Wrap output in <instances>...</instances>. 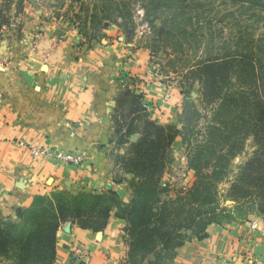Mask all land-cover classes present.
Here are the masks:
<instances>
[{
  "label": "crops",
  "instance_id": "0c3cea01",
  "mask_svg": "<svg viewBox=\"0 0 264 264\" xmlns=\"http://www.w3.org/2000/svg\"><path fill=\"white\" fill-rule=\"evenodd\" d=\"M40 23H25L9 38L0 35V217L4 219L14 220L17 208L57 190L71 194L110 190L127 201L128 183L113 180L108 156L116 100L125 94L126 83L143 92L141 105L149 107L150 120L181 127L183 95L178 87L153 79L143 51L111 36L87 48L74 30L54 33L43 30ZM175 141L177 150L178 137ZM29 146L84 151L86 159L72 165L33 157ZM116 212L102 231L62 224L56 232L53 264H70L75 245L85 247L89 256L85 264H126V222ZM251 221H256L257 230L250 227ZM260 231L264 215L212 224L204 238L178 247L169 264H253L263 254Z\"/></svg>",
  "mask_w": 264,
  "mask_h": 264
},
{
  "label": "rangeland",
  "instance_id": "374dc122",
  "mask_svg": "<svg viewBox=\"0 0 264 264\" xmlns=\"http://www.w3.org/2000/svg\"><path fill=\"white\" fill-rule=\"evenodd\" d=\"M243 2L0 0V35L6 34L9 38L11 34L17 35L25 23L30 26L41 22L43 30L48 28L54 33L57 30H74L86 43L93 40V44H97V41H106L107 36L120 37L128 47L143 51L147 57L145 65L153 79L178 87L184 104L189 105L190 111L183 119L185 124L188 123L187 130L170 142L167 136L171 131L167 126L173 124L162 125L154 121V125L162 129L152 128L146 122L148 109L139 106L143 92L140 88H128L126 82L123 100L115 109L113 130L119 126V133L125 136L136 125L141 132L146 131L150 135L154 132L156 148L150 153L169 152V157L161 155L166 158L165 166L155 170L151 178H157L164 187L161 200L177 202L196 180L195 171L188 162L192 157L196 158V148L206 139L219 135L227 138L226 141L211 143L222 151L230 147L231 141H236L232 153L225 155L227 161L219 162L229 170L218 184L221 194L256 151L264 154V141H261L264 139V86L261 85V77L264 76V4L260 0ZM10 25L15 26L13 30L9 29ZM258 59H261L263 67L258 66ZM243 101L246 105L242 104ZM118 137L113 132L108 156L113 167V180L119 183L126 180L128 183L127 201L117 193L122 201L119 208L124 211L120 212L125 214L133 204V192L129 186L131 176L123 168L128 163L121 158L127 160L134 155L129 147L139 136L132 134L129 138H122L123 145L117 144ZM177 137L180 143L175 150ZM238 138L242 140L237 141ZM214 162L208 156L200 159L199 164L203 172L209 173ZM155 165L158 166L157 163ZM79 192L83 191L74 194ZM228 203L227 199L221 201L222 205ZM180 204L177 202L173 208ZM128 241L127 237V244Z\"/></svg>",
  "mask_w": 264,
  "mask_h": 264
},
{
  "label": "trees",
  "instance_id": "16d2710c",
  "mask_svg": "<svg viewBox=\"0 0 264 264\" xmlns=\"http://www.w3.org/2000/svg\"><path fill=\"white\" fill-rule=\"evenodd\" d=\"M243 1L246 3L249 0ZM261 2L264 4V0ZM93 42L84 43L90 48ZM257 63L263 67L261 59ZM261 80L264 86V76ZM123 96L117 98V107ZM183 105L179 117L182 127L177 128L175 124L167 126L171 131L167 136L170 142L187 130L188 123L185 124L183 119L190 110L188 104ZM139 106L141 108V103ZM238 108L243 111L242 105ZM146 122L156 130L162 129L150 119H146ZM119 130V126L115 127L116 137L119 136L117 144H124L122 138L139 135L138 140L129 147L134 155H130L127 160L121 158L128 163L123 168L131 176L129 186L133 192V204L125 214L120 212H124L119 208L122 201L115 191H83L77 194L53 191L49 195L35 196L28 206L16 209V220L0 218V264H53L56 232L62 224L71 222L82 229L102 231L115 210L117 216L126 222L124 232L129 238L124 261L126 264H169L178 247L188 240L204 238L208 226L245 220L251 214L264 215V154L256 151L250 161L245 163V168L235 175V180L230 181L225 193L221 194L217 187L229 170L219 162L227 161L225 155L232 153L236 141H231L230 147L222 151L211 143L216 140L226 141L227 138L219 135L206 139L196 148V158L192 157L188 162L189 167L195 171L196 180L177 201L181 204L173 208L177 202L161 200L164 187L157 178H151L155 170L159 171L165 166L166 158L161 155L169 157V152L150 153L156 148L154 132L151 136L146 131L141 132L136 125L125 136ZM261 141L263 143L264 139ZM208 156L215 162L210 165L209 173H205L199 161ZM222 199H227L229 203L222 205ZM69 263L82 264L73 261Z\"/></svg>",
  "mask_w": 264,
  "mask_h": 264
},
{
  "label": "built area",
  "instance_id": "2783aa9c",
  "mask_svg": "<svg viewBox=\"0 0 264 264\" xmlns=\"http://www.w3.org/2000/svg\"><path fill=\"white\" fill-rule=\"evenodd\" d=\"M168 94L164 95V100H167ZM144 108H149L146 104L143 105ZM29 151L33 157H42L49 160H57L72 165H80L86 159V153L84 151L72 152V151H61L49 147H31L29 146ZM250 227L257 230L256 221H251ZM260 241L263 247L262 258L255 259L253 264H264V231H260ZM89 256L85 247L81 245H75L72 250L70 261L73 263H87Z\"/></svg>",
  "mask_w": 264,
  "mask_h": 264
},
{
  "label": "water",
  "instance_id": "95a60500",
  "mask_svg": "<svg viewBox=\"0 0 264 264\" xmlns=\"http://www.w3.org/2000/svg\"><path fill=\"white\" fill-rule=\"evenodd\" d=\"M62 34V33H61Z\"/></svg>",
  "mask_w": 264,
  "mask_h": 264
}]
</instances>
